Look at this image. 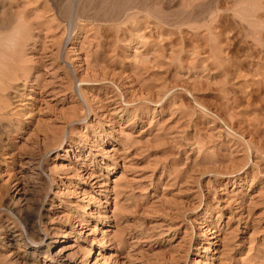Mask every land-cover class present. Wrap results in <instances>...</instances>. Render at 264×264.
<instances>
[{
    "label": "rangeland",
    "instance_id": "rangeland-1",
    "mask_svg": "<svg viewBox=\"0 0 264 264\" xmlns=\"http://www.w3.org/2000/svg\"><path fill=\"white\" fill-rule=\"evenodd\" d=\"M154 1L16 0L0 264H264V0Z\"/></svg>",
    "mask_w": 264,
    "mask_h": 264
},
{
    "label": "clouds",
    "instance_id": "clouds-1",
    "mask_svg": "<svg viewBox=\"0 0 264 264\" xmlns=\"http://www.w3.org/2000/svg\"><path fill=\"white\" fill-rule=\"evenodd\" d=\"M36 23L34 14L16 0H0V106L10 103V93L31 70L26 53Z\"/></svg>",
    "mask_w": 264,
    "mask_h": 264
},
{
    "label": "bare ground",
    "instance_id": "bare-ground-1",
    "mask_svg": "<svg viewBox=\"0 0 264 264\" xmlns=\"http://www.w3.org/2000/svg\"><path fill=\"white\" fill-rule=\"evenodd\" d=\"M79 2H80V0H72V4H71V10L69 11V14H68V16H69V21H71V23H72V20L73 19H75L76 18V16H77V12H78V10H77V5L79 4ZM155 2V5L157 6L158 5V1L157 0H155L154 1ZM142 6L144 5V4H141ZM147 6H145V8H146ZM138 8L140 9V6H138ZM129 10V9H128ZM147 10H149V8H147ZM150 12V11H149ZM148 13V12H147ZM152 15H153V17H156L160 22H162L163 20H162V17H161V15L159 14V9H157V10H153V12H152ZM119 16V15H118ZM67 25H69V24H67ZM72 25V24H71ZM70 25V26H71ZM71 28V27H70ZM31 40V37H30V39H29V41ZM28 41V42H29ZM28 44V43H27ZM31 227H30V229L28 230V232L27 231H25V232H27L26 234H25V237H26V239L28 240V241H30V242H32V243H36V242H41L42 241V238H36L32 233H31Z\"/></svg>",
    "mask_w": 264,
    "mask_h": 264
}]
</instances>
